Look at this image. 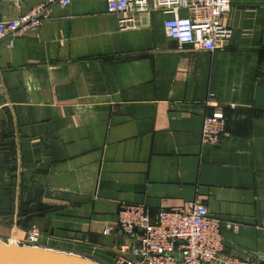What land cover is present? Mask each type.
Wrapping results in <instances>:
<instances>
[{
  "label": "crops",
  "instance_id": "1",
  "mask_svg": "<svg viewBox=\"0 0 264 264\" xmlns=\"http://www.w3.org/2000/svg\"><path fill=\"white\" fill-rule=\"evenodd\" d=\"M42 1L0 0V21ZM229 2L214 51L179 48L161 11L120 28L106 0L52 3L0 37V240L34 226L39 248L112 264L119 203L198 199L239 225L221 227L224 254L264 264V0ZM210 95L227 118L216 145L200 140Z\"/></svg>",
  "mask_w": 264,
  "mask_h": 264
},
{
  "label": "built area",
  "instance_id": "2",
  "mask_svg": "<svg viewBox=\"0 0 264 264\" xmlns=\"http://www.w3.org/2000/svg\"><path fill=\"white\" fill-rule=\"evenodd\" d=\"M18 4L21 0H7ZM71 0H44L29 11L0 21V37H13L37 28L49 18L52 3L68 5ZM108 13L118 15L120 28L135 27L136 13L161 11L166 37L179 48L214 51L226 46L231 29L223 23L229 0H106ZM206 105L214 110L202 120V144L216 145L226 135L227 118L212 95ZM113 226L128 241L118 244L112 264H259L257 261L224 254L221 227L238 232L239 225L210 215L198 199L152 212L143 204L121 202ZM112 226L103 229L110 233ZM40 231L29 226L14 243L38 246Z\"/></svg>",
  "mask_w": 264,
  "mask_h": 264
},
{
  "label": "water",
  "instance_id": "3",
  "mask_svg": "<svg viewBox=\"0 0 264 264\" xmlns=\"http://www.w3.org/2000/svg\"><path fill=\"white\" fill-rule=\"evenodd\" d=\"M0 264H99L73 253L0 240Z\"/></svg>",
  "mask_w": 264,
  "mask_h": 264
}]
</instances>
